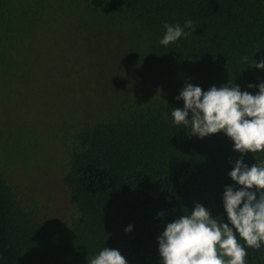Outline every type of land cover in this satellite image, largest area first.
<instances>
[{
	"label": "trees",
	"instance_id": "16d2710c",
	"mask_svg": "<svg viewBox=\"0 0 264 264\" xmlns=\"http://www.w3.org/2000/svg\"><path fill=\"white\" fill-rule=\"evenodd\" d=\"M185 19L195 29L161 46L163 21ZM259 59L264 0H0V89L9 76L51 80L59 113L50 145L38 126L0 124V264H87L103 243L129 264H160L164 222L194 202L223 218L241 153L170 113L186 82L255 93ZM10 170L20 184L7 183ZM247 253L264 264V246Z\"/></svg>",
	"mask_w": 264,
	"mask_h": 264
},
{
	"label": "clouds",
	"instance_id": "9594fccd",
	"mask_svg": "<svg viewBox=\"0 0 264 264\" xmlns=\"http://www.w3.org/2000/svg\"><path fill=\"white\" fill-rule=\"evenodd\" d=\"M163 28L158 43L164 47L195 29L191 19L183 24L163 21ZM251 65L264 69V59L253 60ZM253 87L255 93L228 81L202 90L186 82L174 97L183 102L182 107H172L174 124L197 137L222 131L232 141V148L241 153L227 173L239 187L224 185L223 218L194 202L190 211L164 222L156 236L160 264H247V249L264 246V160L249 165L243 159L245 152H264V81L247 85ZM132 227L128 224L124 231ZM87 264L129 262L118 249L103 243L87 257Z\"/></svg>",
	"mask_w": 264,
	"mask_h": 264
},
{
	"label": "rangeland",
	"instance_id": "374dc122",
	"mask_svg": "<svg viewBox=\"0 0 264 264\" xmlns=\"http://www.w3.org/2000/svg\"><path fill=\"white\" fill-rule=\"evenodd\" d=\"M55 86L56 84L53 81L41 77L38 78L36 83L29 80L26 84L23 83L22 78L7 77L2 85L3 89H0V124L6 127L16 124L15 128L22 129L38 126L47 133L46 142H48V145L52 144L54 141L49 140V138L55 130L53 121L59 113L56 112V101H48L46 95ZM51 150L48 148L49 152ZM19 172L20 176L11 180L14 172L12 170L8 171L6 173L7 183L20 184L23 177L21 176L22 171ZM55 188L59 189L58 186H55Z\"/></svg>",
	"mask_w": 264,
	"mask_h": 264
}]
</instances>
